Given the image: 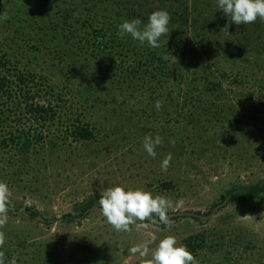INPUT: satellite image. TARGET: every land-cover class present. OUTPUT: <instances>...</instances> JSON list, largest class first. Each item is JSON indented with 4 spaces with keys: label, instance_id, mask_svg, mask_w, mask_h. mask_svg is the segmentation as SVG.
<instances>
[{
    "label": "rangeland",
    "instance_id": "obj_1",
    "mask_svg": "<svg viewBox=\"0 0 264 264\" xmlns=\"http://www.w3.org/2000/svg\"><path fill=\"white\" fill-rule=\"evenodd\" d=\"M161 9L170 21L160 47L132 39L147 67L123 56L127 34L108 44L131 12L142 27ZM0 17V59L11 73L51 86L66 101L64 121L81 119L96 133L76 141L55 125L27 152L0 147L8 189L0 257L9 254L0 264H147L166 236L194 264H264V198L221 201L264 185V21L231 23L227 33L216 0H0ZM96 28L109 37L105 49L93 45ZM146 135L161 138L155 157L143 149ZM113 186L165 198L168 222L154 214L117 231L99 203L85 220H65ZM29 208L49 222L30 218Z\"/></svg>",
    "mask_w": 264,
    "mask_h": 264
},
{
    "label": "trees",
    "instance_id": "obj_2",
    "mask_svg": "<svg viewBox=\"0 0 264 264\" xmlns=\"http://www.w3.org/2000/svg\"><path fill=\"white\" fill-rule=\"evenodd\" d=\"M131 15L132 19H134L135 13L131 12ZM93 33V45L100 44L99 49L101 50L102 47L105 49L107 43H105L106 46L104 47L102 45L103 42H100L104 38H109L106 37L105 30L103 28H96ZM112 37V39L107 41L108 44L122 39L118 35V31H115ZM128 42L129 44L124 45L126 54L124 53L123 56L133 59L135 62L139 61L138 66L142 65L143 67H147V65L143 64V62L149 64L146 60L147 57H145L143 50L137 47L138 42H132V38L129 35ZM121 47L123 49V46ZM189 52L193 53L195 51ZM151 56L153 63L158 60L156 59L157 53H152ZM9 69V61L2 56L0 59V104H2L3 109L0 111V147L3 149H15L21 153L27 152L32 147L45 144L51 132L49 131L50 127L55 125H61L62 128H65V131L69 132L70 136L76 141L88 142L96 138L95 129L89 123L83 122L81 119H70L68 122L64 121L66 101L51 86L44 88L42 85H38L32 75L22 73L13 75ZM175 75V78L180 77V75ZM180 78L184 80L183 76ZM209 85L210 83L207 84V86ZM211 87L217 90L219 85L218 83L212 82ZM67 117L69 116L67 115ZM13 123L14 125H12ZM263 198L264 185L258 183L248 187L233 189L222 196L221 201L224 202L226 200L229 204L238 202L250 203ZM98 200L99 198H94L88 201L76 217L66 216L64 217L65 220H78L79 222L85 220L92 209L98 204ZM26 213L32 219H38L44 223L49 222L35 209L29 208L26 210ZM144 222H150V220L146 219ZM190 247L196 252L200 246L193 244ZM2 252L3 255H9L5 249H2Z\"/></svg>",
    "mask_w": 264,
    "mask_h": 264
},
{
    "label": "clouds",
    "instance_id": "obj_3",
    "mask_svg": "<svg viewBox=\"0 0 264 264\" xmlns=\"http://www.w3.org/2000/svg\"><path fill=\"white\" fill-rule=\"evenodd\" d=\"M216 7L224 17L228 18L229 23H226L222 29L227 33L231 23L245 25L255 22L258 18L264 21V0H216ZM169 21L170 15L167 10H156L149 14L147 23H144L142 27V21L139 18L124 20L118 26V35L123 38L127 34L140 45L147 44L150 48H159L160 38L169 33ZM171 57L177 60L173 55ZM155 107L159 110L161 102L156 101ZM160 143L159 136L153 138L146 135L143 149L149 156L155 157V148ZM169 159L170 157L163 161V167H167ZM7 192V186L0 183V198H4ZM98 203L107 222L117 231H127L128 226L136 220H151L153 214L158 216L161 222H168L166 199L154 197L151 192L142 189L126 190L122 186L107 187L100 194ZM133 251H139V249H133ZM144 254L141 251V255ZM147 264H194V257L186 246H177L174 236H166L160 240Z\"/></svg>",
    "mask_w": 264,
    "mask_h": 264
},
{
    "label": "water",
    "instance_id": "obj_4",
    "mask_svg": "<svg viewBox=\"0 0 264 264\" xmlns=\"http://www.w3.org/2000/svg\"><path fill=\"white\" fill-rule=\"evenodd\" d=\"M185 215H191V216H193V217H198L196 214H190V213H189V214L187 213V214H185Z\"/></svg>",
    "mask_w": 264,
    "mask_h": 264
}]
</instances>
